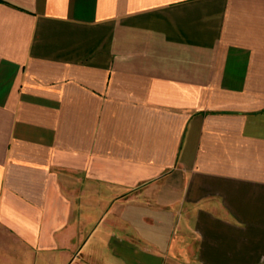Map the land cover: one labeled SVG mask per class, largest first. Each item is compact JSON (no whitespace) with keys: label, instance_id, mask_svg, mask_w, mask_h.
Segmentation results:
<instances>
[{"label":"crops","instance_id":"obj_1","mask_svg":"<svg viewBox=\"0 0 264 264\" xmlns=\"http://www.w3.org/2000/svg\"><path fill=\"white\" fill-rule=\"evenodd\" d=\"M0 264H264V0H0Z\"/></svg>","mask_w":264,"mask_h":264}]
</instances>
